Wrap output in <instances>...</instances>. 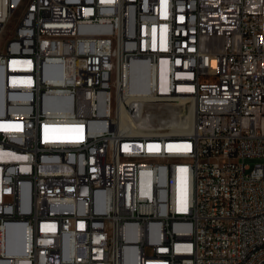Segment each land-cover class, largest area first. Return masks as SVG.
I'll return each instance as SVG.
<instances>
[{
	"label": "built area",
	"instance_id": "obj_1",
	"mask_svg": "<svg viewBox=\"0 0 264 264\" xmlns=\"http://www.w3.org/2000/svg\"><path fill=\"white\" fill-rule=\"evenodd\" d=\"M7 1L0 264H264V0Z\"/></svg>",
	"mask_w": 264,
	"mask_h": 264
},
{
	"label": "bare ground",
	"instance_id": "obj_2",
	"mask_svg": "<svg viewBox=\"0 0 264 264\" xmlns=\"http://www.w3.org/2000/svg\"><path fill=\"white\" fill-rule=\"evenodd\" d=\"M25 1V0H24ZM40 2H44V0H26V4H39ZM8 10V1L7 0H0V12ZM6 25H2V32H5ZM134 70H141V63H134ZM148 75L145 73L136 74L135 80L137 87L140 89L145 88V79ZM145 101H153V93H145ZM184 103L175 104V107L170 110H164L162 114L159 112L157 113L159 117L158 122L160 125H169L172 128V132L175 133H188L192 128L193 123V107L190 106L189 114L185 117L178 115L177 109L180 106H183ZM164 113V114H163ZM166 117H162L166 115ZM15 242H10L9 244V251L16 252V253H23L25 249V241H18V248H15L17 245H14ZM22 264H26V261L22 259ZM129 264H138V260H131Z\"/></svg>",
	"mask_w": 264,
	"mask_h": 264
},
{
	"label": "rangeland",
	"instance_id": "obj_3",
	"mask_svg": "<svg viewBox=\"0 0 264 264\" xmlns=\"http://www.w3.org/2000/svg\"><path fill=\"white\" fill-rule=\"evenodd\" d=\"M26 7V0L22 3V5L15 10L9 21L7 22L6 25V29H5V33L3 34L4 38H7L16 28L19 18L22 14V12L24 11V8ZM189 110H190V105L189 104H185L183 106H180L177 109V113L178 115L185 117L189 114ZM246 162L251 166V168L253 169L256 164H260V163H264V159H260V158H252V159H247ZM250 170H247V173H249Z\"/></svg>",
	"mask_w": 264,
	"mask_h": 264
}]
</instances>
